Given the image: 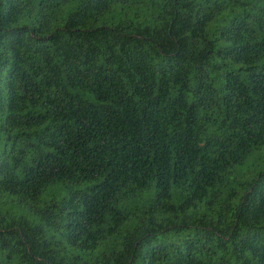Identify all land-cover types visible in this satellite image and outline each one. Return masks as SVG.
Masks as SVG:
<instances>
[{
    "label": "trees",
    "instance_id": "obj_1",
    "mask_svg": "<svg viewBox=\"0 0 264 264\" xmlns=\"http://www.w3.org/2000/svg\"><path fill=\"white\" fill-rule=\"evenodd\" d=\"M264 0H0V264H264Z\"/></svg>",
    "mask_w": 264,
    "mask_h": 264
},
{
    "label": "rangeland",
    "instance_id": "obj_2",
    "mask_svg": "<svg viewBox=\"0 0 264 264\" xmlns=\"http://www.w3.org/2000/svg\"><path fill=\"white\" fill-rule=\"evenodd\" d=\"M254 161L256 162L258 168L257 170L264 171V149L255 155Z\"/></svg>",
    "mask_w": 264,
    "mask_h": 264
}]
</instances>
